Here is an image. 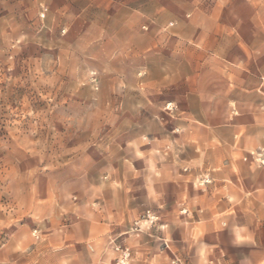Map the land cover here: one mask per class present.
Listing matches in <instances>:
<instances>
[{
  "label": "crops",
  "instance_id": "0c3cea01",
  "mask_svg": "<svg viewBox=\"0 0 264 264\" xmlns=\"http://www.w3.org/2000/svg\"><path fill=\"white\" fill-rule=\"evenodd\" d=\"M41 2L117 122L67 204L52 188L25 209L20 264H110L113 240L130 264H264V0Z\"/></svg>",
  "mask_w": 264,
  "mask_h": 264
},
{
  "label": "rangeland",
  "instance_id": "374dc122",
  "mask_svg": "<svg viewBox=\"0 0 264 264\" xmlns=\"http://www.w3.org/2000/svg\"><path fill=\"white\" fill-rule=\"evenodd\" d=\"M41 1L0 0V264H20L22 242L37 238L26 222L27 207L52 188L67 204L81 186L73 176L99 171L100 138L105 128L114 136L117 122L114 110L106 115L98 72L82 68L84 58L67 51L78 43L51 28ZM106 181L115 186L112 177ZM107 194L115 206V193ZM155 220L146 210L127 230L149 232ZM110 247V264L121 250L130 264L128 247L114 240Z\"/></svg>",
  "mask_w": 264,
  "mask_h": 264
},
{
  "label": "built area",
  "instance_id": "2783aa9c",
  "mask_svg": "<svg viewBox=\"0 0 264 264\" xmlns=\"http://www.w3.org/2000/svg\"><path fill=\"white\" fill-rule=\"evenodd\" d=\"M40 15H43V13ZM251 155L254 163L258 165H264V149L259 151H252ZM115 249H118V247H115ZM126 258H127L126 251L121 250L119 257L117 258L116 264H126Z\"/></svg>",
  "mask_w": 264,
  "mask_h": 264
}]
</instances>
